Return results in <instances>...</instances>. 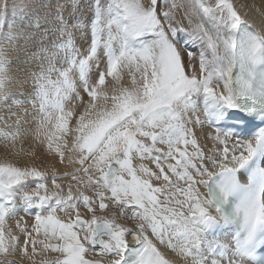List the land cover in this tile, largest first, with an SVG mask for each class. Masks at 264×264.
Instances as JSON below:
<instances>
[{"label":"snow or ice","instance_id":"obj_1","mask_svg":"<svg viewBox=\"0 0 264 264\" xmlns=\"http://www.w3.org/2000/svg\"><path fill=\"white\" fill-rule=\"evenodd\" d=\"M246 7L0 0V264H264Z\"/></svg>","mask_w":264,"mask_h":264},{"label":"bare ground","instance_id":"obj_2","mask_svg":"<svg viewBox=\"0 0 264 264\" xmlns=\"http://www.w3.org/2000/svg\"><path fill=\"white\" fill-rule=\"evenodd\" d=\"M237 2L241 5H246L247 7L244 10L250 11L253 15V17L257 20V22L262 18L261 13L264 12V0H237ZM41 43V41L37 40L36 41V46H33L31 48V51H37V46ZM202 107V105H201ZM201 119H204L203 115H201ZM205 132L211 133L213 129L211 128H205ZM201 136V142L203 144H209L211 141H206L203 139V133H200ZM17 148H20L21 145L18 143L16 145ZM24 149L27 151L28 150V144L23 145ZM10 159L13 160V162L17 163L19 166H30L33 163V157L31 155H13L10 157ZM43 159V157H41ZM41 159H37L35 163L37 165L41 164ZM43 167H51V161L50 160H45L44 164L42 165Z\"/></svg>","mask_w":264,"mask_h":264},{"label":"rangeland","instance_id":"obj_3","mask_svg":"<svg viewBox=\"0 0 264 264\" xmlns=\"http://www.w3.org/2000/svg\"><path fill=\"white\" fill-rule=\"evenodd\" d=\"M15 259V258H14Z\"/></svg>","mask_w":264,"mask_h":264}]
</instances>
